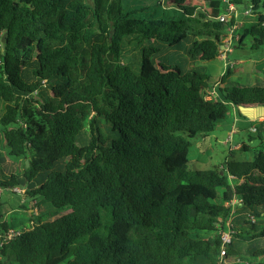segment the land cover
<instances>
[{
  "label": "trees",
  "instance_id": "trees-1",
  "mask_svg": "<svg viewBox=\"0 0 264 264\" xmlns=\"http://www.w3.org/2000/svg\"><path fill=\"white\" fill-rule=\"evenodd\" d=\"M234 1L255 21L235 28L233 47L264 51V0ZM227 10L225 0H0V163L20 168L1 172L0 187L23 178L24 197L51 206L28 224L0 212V264H217L228 226L230 264H264V118L247 121L256 143L240 144L241 159L188 165L193 136L230 109L244 116L239 104H264V82L229 85L230 67L212 82L150 58L161 44L218 56ZM130 42L138 69L122 61Z\"/></svg>",
  "mask_w": 264,
  "mask_h": 264
},
{
  "label": "rangeland",
  "instance_id": "rangeland-1",
  "mask_svg": "<svg viewBox=\"0 0 264 264\" xmlns=\"http://www.w3.org/2000/svg\"><path fill=\"white\" fill-rule=\"evenodd\" d=\"M192 2L193 0H189ZM195 1V0H194ZM234 8L232 14L234 18L239 22L237 26H241L245 20L255 21V16L251 14L246 7V2H235L230 0ZM242 1V0H241ZM234 19V20H235ZM234 30L231 32V50L226 51L224 56L218 55L212 59H200L191 58L187 51V46L182 48L169 47L166 44H161L160 49L150 55V58L155 64L161 61L165 64L175 63L179 66L189 69L194 67L196 69L206 71L210 75V81H220L223 73L230 67L232 73L226 77L227 84L235 85L237 83H257L264 82V51L261 49H250L247 45L245 48L233 47ZM227 37L229 34L227 32ZM224 37V36H223ZM223 50V48H220ZM140 57V48L135 42L125 43L122 53V61L130 64L133 68L138 69ZM243 119L237 117L236 110L230 109L226 117L221 119L216 125L214 130L209 132H197L191 139V145L188 151L189 162L188 165L191 168H209L214 166H220L228 159H241L245 156V152L239 147L240 144L245 141L250 145H254L256 140L248 139V129L245 127ZM232 127L236 131H232ZM245 128V129H244ZM88 136H83L86 141ZM223 140L227 144L225 146ZM238 144L239 146H235ZM248 156H251L250 152H247ZM7 164L0 163V176L1 172L4 175H9L12 171L20 172L18 165H14L12 169V162L10 159H6ZM14 164V163H13ZM5 178V177H1ZM20 190L9 189L8 187H0V212L3 214V219L6 221H14L17 223H29V218L35 216L36 213L46 215V212L51 209V206L47 204V201L42 197L37 196L31 198L24 195V180L20 178V184L18 185ZM220 191L222 188L219 189ZM238 200L232 198L230 205L235 210ZM21 204L27 205L29 210L25 212ZM31 212H34L31 213ZM227 223V222H226ZM231 237V234L229 238ZM242 255V252H241ZM7 263V258H5Z\"/></svg>",
  "mask_w": 264,
  "mask_h": 264
},
{
  "label": "built area",
  "instance_id": "built-area-1",
  "mask_svg": "<svg viewBox=\"0 0 264 264\" xmlns=\"http://www.w3.org/2000/svg\"><path fill=\"white\" fill-rule=\"evenodd\" d=\"M226 3H227V12L225 13H221L218 18L224 22H231L230 21V18L232 16V10L234 8V5L233 3L230 1V0H225ZM239 24V22L235 19L233 20L230 24H226V28H225V32L224 34L222 35L221 39H222V48L223 50H221V56H224L225 52L226 51H229L231 50V32L232 30L235 31V28L237 27V25ZM229 34V37L226 36V34ZM224 36V37H223ZM234 36V34H233ZM234 38H237V35L234 36ZM224 53V54H222ZM219 54V55H220ZM13 190H20V188L18 186H14L12 188ZM0 197H1V194H0ZM238 200V199H237ZM231 200L226 202V203H229L230 204ZM231 207V205H230ZM234 211L233 208H231V212ZM227 224L229 225L230 224V221L229 219L227 220ZM11 230L9 231V233L6 235V236H10L11 234ZM230 236V228L229 226L227 228H225L224 230H222L221 232V245H220V258H219V261L217 262V264H230V262L232 261H229L225 256H224V253H225V245L226 243L230 240L229 238ZM3 241L2 237L0 236V243Z\"/></svg>",
  "mask_w": 264,
  "mask_h": 264
},
{
  "label": "water",
  "instance_id": "water-1",
  "mask_svg": "<svg viewBox=\"0 0 264 264\" xmlns=\"http://www.w3.org/2000/svg\"><path fill=\"white\" fill-rule=\"evenodd\" d=\"M1 39L4 42L5 33L2 34ZM220 48H222V44H220ZM238 108L241 113L246 115L250 120L264 118V104H239ZM25 161L28 165V159Z\"/></svg>",
  "mask_w": 264,
  "mask_h": 264
},
{
  "label": "crops",
  "instance_id": "crops-1",
  "mask_svg": "<svg viewBox=\"0 0 264 264\" xmlns=\"http://www.w3.org/2000/svg\"><path fill=\"white\" fill-rule=\"evenodd\" d=\"M234 109H235V108H234ZM243 115H244V114H243ZM237 117H239V119H243L244 123L246 122V124H247V121L250 120L246 115L242 116V115L237 114ZM246 124H245V125H246ZM232 131H236V129H235L234 127H232ZM225 141H227V140H223L225 146L227 147V144L225 143ZM235 146H239V145L236 144ZM23 197H24V195H23Z\"/></svg>",
  "mask_w": 264,
  "mask_h": 264
}]
</instances>
